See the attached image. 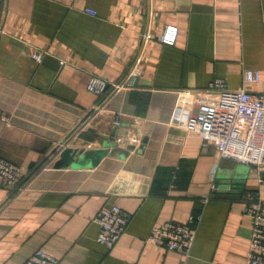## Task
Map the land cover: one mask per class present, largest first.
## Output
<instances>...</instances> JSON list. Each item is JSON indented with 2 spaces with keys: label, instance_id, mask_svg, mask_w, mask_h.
I'll return each mask as SVG.
<instances>
[{
  "label": "crops",
  "instance_id": "1",
  "mask_svg": "<svg viewBox=\"0 0 264 264\" xmlns=\"http://www.w3.org/2000/svg\"><path fill=\"white\" fill-rule=\"evenodd\" d=\"M168 27L173 44L159 40ZM0 28V110L12 120L0 158L23 175L21 190L0 187V264L39 249L59 264H247L244 197L264 198V185L250 166L219 161L214 139L186 121L193 93L216 80L264 94V0H0ZM35 48L46 51L40 62ZM135 64L134 87L108 98L88 90L92 76L113 83ZM246 70L260 82L246 84ZM65 143L112 154L94 168H58ZM131 144L140 149L123 155ZM224 162L244 186L211 189ZM114 205L132 217L107 249L94 219ZM192 216L189 257L146 242L154 226Z\"/></svg>",
  "mask_w": 264,
  "mask_h": 264
},
{
  "label": "built area",
  "instance_id": "2",
  "mask_svg": "<svg viewBox=\"0 0 264 264\" xmlns=\"http://www.w3.org/2000/svg\"><path fill=\"white\" fill-rule=\"evenodd\" d=\"M89 15L96 16L93 9H86ZM0 33L2 29L0 28ZM178 30L168 27L159 38L163 43L173 44ZM146 34L145 40L152 38ZM46 51L35 48L33 58L40 62ZM137 64L130 73L113 83L105 79L92 76L88 90L99 97L117 93L123 89L135 86ZM261 80V73L256 70H246L244 82L257 84ZM195 111L188 117L186 128L214 139L219 161L232 160L250 166L257 173L258 181L264 185V94L250 92L244 87L231 89L224 80H216L210 84L206 93H193ZM118 125L119 122L116 121ZM12 125L11 117L0 110V131ZM68 143V142H67ZM65 143L66 147L68 144ZM22 170L0 158V187L7 190H21L20 179ZM24 186L26 184H23ZM211 189H216L213 183ZM245 213L251 217L252 229L248 250L247 264H264V198L260 192H248L244 197ZM131 213L114 205L102 207L94 222L99 226L97 240L107 249H113L122 235L126 232L131 220ZM200 218L190 217L187 222L169 221L154 226L146 239L147 243L165 246L189 257L195 243L197 226ZM25 264H59V259L46 251L37 250ZM210 264H218L212 261Z\"/></svg>",
  "mask_w": 264,
  "mask_h": 264
},
{
  "label": "water",
  "instance_id": "3",
  "mask_svg": "<svg viewBox=\"0 0 264 264\" xmlns=\"http://www.w3.org/2000/svg\"><path fill=\"white\" fill-rule=\"evenodd\" d=\"M147 137L143 138L142 142H147ZM136 149V146L131 144L127 146V149L123 155H127L129 152L139 150ZM107 154H112L108 150H100L95 148H74V147H65L60 152L59 160L55 163V166L58 168H73V169H82V168H94L100 162V159L103 158ZM223 166L226 168L220 172L219 176L216 179V188H218V192H226V190L231 187V189L235 188V185L244 186L245 179L238 178L236 179L235 175H233L234 168L233 164L227 166L226 162H224ZM230 167V168H228ZM240 168V167H239ZM236 166L235 170L239 169ZM232 170V171H231ZM232 173V174H231ZM231 174V175H230ZM233 185V186H232Z\"/></svg>",
  "mask_w": 264,
  "mask_h": 264
},
{
  "label": "trees",
  "instance_id": "4",
  "mask_svg": "<svg viewBox=\"0 0 264 264\" xmlns=\"http://www.w3.org/2000/svg\"><path fill=\"white\" fill-rule=\"evenodd\" d=\"M110 91V88H108L107 89V92L105 93V96L108 94V92ZM104 96V97H105ZM101 98H103V97H101ZM75 131H76V129H75ZM59 149H57V151H58ZM52 156V155H51ZM35 174V172H33L32 174H30L29 176H28V178L27 177H24V180H23V184H26L32 177H33V175ZM100 229V228H99Z\"/></svg>",
  "mask_w": 264,
  "mask_h": 264
}]
</instances>
